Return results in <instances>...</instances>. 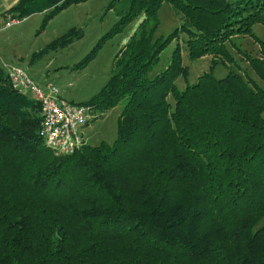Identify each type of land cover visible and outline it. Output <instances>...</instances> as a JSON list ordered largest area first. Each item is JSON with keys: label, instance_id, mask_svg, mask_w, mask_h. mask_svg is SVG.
I'll list each match as a JSON object with an SVG mask.
<instances>
[{"label": "trees", "instance_id": "16d2710c", "mask_svg": "<svg viewBox=\"0 0 264 264\" xmlns=\"http://www.w3.org/2000/svg\"><path fill=\"white\" fill-rule=\"evenodd\" d=\"M82 1L16 0L0 17L43 13V30ZM122 1L117 22L78 63L135 23L106 83L82 102L98 113L122 103L112 143L55 155L39 104L0 67V264H264V89L232 69L228 49L264 81V41L252 31L264 25V0ZM163 2L184 17L166 36L157 35ZM181 33L189 59L209 55L227 73L210 69L179 89ZM240 35L258 43L257 55L235 43ZM79 37L71 30L44 50Z\"/></svg>", "mask_w": 264, "mask_h": 264}, {"label": "rangeland", "instance_id": "374dc122", "mask_svg": "<svg viewBox=\"0 0 264 264\" xmlns=\"http://www.w3.org/2000/svg\"><path fill=\"white\" fill-rule=\"evenodd\" d=\"M15 2L16 0H0V14ZM110 2L112 0H86L72 4L55 15L43 30H40L43 13L39 12L19 19L18 23L10 27L0 29V67L3 68L7 63L19 65L39 87L42 88L46 82H51L57 88L60 97L73 102L87 101L98 93L108 80L115 55L135 28V23L127 24L120 32L106 38L95 57L85 66L78 67V63L93 49L99 38L111 30L119 18L124 2L122 0H117L113 4ZM158 18L157 35L163 36L184 21L182 14L175 11L167 2H163L159 9ZM4 21L5 19L0 17V26ZM71 30L80 31L81 37L73 39L64 47L44 50L47 45ZM252 31L264 41V25L256 23L252 26ZM185 39L186 35L181 33L179 42L187 75L186 78L179 76L176 79L179 89H183L186 84L194 83L200 74L210 69L217 78L227 73L228 68L221 63L213 64L211 67L209 55L189 59ZM234 41L252 55L259 53L258 43L249 35L235 36ZM174 46L172 42L163 50L160 62L151 75L166 66ZM228 47L237 64L232 65V69L241 73L242 70H246L248 76L264 89V81L250 69L236 49L230 45ZM24 96L33 99L29 93ZM168 100L173 103L170 96ZM121 107L122 103H119L107 111L98 113V117L84 127L83 133L87 144L95 146L101 142L114 141ZM263 222L264 218L259 226Z\"/></svg>", "mask_w": 264, "mask_h": 264}, {"label": "built area", "instance_id": "2783aa9c", "mask_svg": "<svg viewBox=\"0 0 264 264\" xmlns=\"http://www.w3.org/2000/svg\"><path fill=\"white\" fill-rule=\"evenodd\" d=\"M18 18L5 19L0 29L18 23ZM11 87L24 95L29 93L39 104L40 134L44 144L55 155H65L87 144L83 129L98 117V111L91 104L73 102L59 96L57 88L51 82L39 87L25 69L16 64H4Z\"/></svg>", "mask_w": 264, "mask_h": 264}, {"label": "crops", "instance_id": "0c3cea01", "mask_svg": "<svg viewBox=\"0 0 264 264\" xmlns=\"http://www.w3.org/2000/svg\"><path fill=\"white\" fill-rule=\"evenodd\" d=\"M1 6V5H0ZM124 42V41H123Z\"/></svg>", "mask_w": 264, "mask_h": 264}]
</instances>
